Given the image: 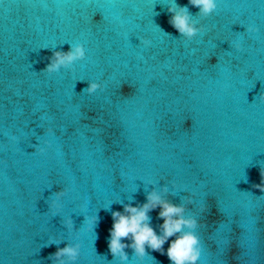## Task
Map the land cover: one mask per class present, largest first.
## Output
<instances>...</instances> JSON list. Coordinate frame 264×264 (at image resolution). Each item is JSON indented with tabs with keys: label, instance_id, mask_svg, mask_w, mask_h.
I'll use <instances>...</instances> for the list:
<instances>
[{
	"label": "water",
	"instance_id": "obj_1",
	"mask_svg": "<svg viewBox=\"0 0 264 264\" xmlns=\"http://www.w3.org/2000/svg\"><path fill=\"white\" fill-rule=\"evenodd\" d=\"M217 3L186 40L173 0H0V264H52L53 241L79 243L76 264H120L111 212L153 186L191 197L199 264H264V0ZM74 43L85 59L42 71ZM88 81L101 88L89 95Z\"/></svg>",
	"mask_w": 264,
	"mask_h": 264
},
{
	"label": "clouds",
	"instance_id": "obj_2",
	"mask_svg": "<svg viewBox=\"0 0 264 264\" xmlns=\"http://www.w3.org/2000/svg\"><path fill=\"white\" fill-rule=\"evenodd\" d=\"M188 4L199 9L193 15L187 6H180L173 0V4L167 6L170 13L169 23L175 28L181 37L191 40L203 31V26L199 24L195 17L206 18L212 15L217 7V0H188ZM248 28L246 31H255ZM239 49V45L236 46ZM86 57V49L82 43L70 44L67 52L52 49L50 62L43 72L49 74L59 72L62 68H69L77 61ZM101 85L95 81H88V86L82 91H87L89 95L94 94ZM261 184L255 187L264 192V168H261ZM162 191L168 194L169 189L166 185L162 186ZM57 200L63 195L64 191L53 193ZM192 203L190 196L187 203L181 202L174 204L162 196L153 186L151 191L146 192V202L133 206L132 202L120 203L123 211H112V226L109 229L108 249L113 259L119 260L120 264H128L129 257L125 249L131 248L133 255L142 260L148 254L147 250L159 252L166 255L171 264H199L201 257V240L197 234V229L201 227L200 221L195 216L186 215L188 205ZM56 204L53 201L49 205L51 208ZM159 208L158 219L163 221L158 225L159 233L152 226L149 213ZM108 210V209H105ZM87 219L94 231L98 224V215ZM64 227L71 230L74 227L71 217L63 223ZM130 241L125 243L124 241ZM53 241L48 245H57V250L48 259L52 264H76L80 255L79 243H67L64 247H58L60 243ZM168 243L165 250L164 245Z\"/></svg>",
	"mask_w": 264,
	"mask_h": 264
}]
</instances>
